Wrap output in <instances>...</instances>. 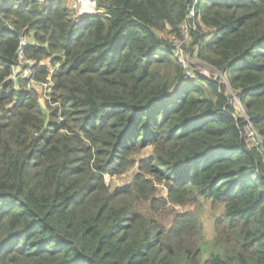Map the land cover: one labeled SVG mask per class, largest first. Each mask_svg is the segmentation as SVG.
I'll use <instances>...</instances> for the list:
<instances>
[{
    "label": "trees",
    "instance_id": "16d2710c",
    "mask_svg": "<svg viewBox=\"0 0 264 264\" xmlns=\"http://www.w3.org/2000/svg\"><path fill=\"white\" fill-rule=\"evenodd\" d=\"M185 26V52L232 93L185 78ZM27 36L35 81L59 65L47 109L10 79ZM0 264H264V0L0 6Z\"/></svg>",
    "mask_w": 264,
    "mask_h": 264
},
{
    "label": "built area",
    "instance_id": "2783aa9c",
    "mask_svg": "<svg viewBox=\"0 0 264 264\" xmlns=\"http://www.w3.org/2000/svg\"><path fill=\"white\" fill-rule=\"evenodd\" d=\"M12 0H0V6L7 4ZM40 4H44L51 0H34ZM67 7L70 11L75 13L77 16H82L86 14H95L98 11V1L99 0H66ZM188 19H196L197 22L200 20V15L196 12L195 8H190ZM184 39L177 40L172 38V42L175 46V54L180 63L185 67L186 79H193L194 72L191 70L193 66V60L198 61L196 58L188 55L184 47L188 45L189 42V33L188 28L184 27ZM32 37H23L20 40V47L18 50V65L13 67L12 75L10 77L11 81L17 86L19 79H24L28 81L27 90H37L41 94L40 103L45 106L48 102L51 101L50 94L53 90L54 82L53 75L59 70V65L53 64L51 60L44 62L45 68L48 71V76L44 82H37L34 80L33 68L35 63L32 60H29L25 57V50L30 45H37L35 42H32ZM199 62V61H198ZM43 95V97H42Z\"/></svg>",
    "mask_w": 264,
    "mask_h": 264
},
{
    "label": "rangeland",
    "instance_id": "374dc122",
    "mask_svg": "<svg viewBox=\"0 0 264 264\" xmlns=\"http://www.w3.org/2000/svg\"><path fill=\"white\" fill-rule=\"evenodd\" d=\"M191 70H193L196 74H199L203 78L213 79L215 81H218L220 84H224L225 88L227 89V93L228 94L232 93V90L228 86L227 77L220 74L217 71L213 72L203 62H201V61L198 62V61L193 60V66H191ZM42 97H43V95H42ZM233 104H234V108H235L237 116H239V117L244 116V109L242 107V104L238 101V99L235 98V95L233 98ZM42 107H43V109H47L46 105L45 106L42 105ZM246 130H247L246 133L249 134V136L254 135L252 133V127L250 125H249V127H247ZM150 155H152V150L147 149L146 151H144V154L140 158L149 157ZM136 171L137 170H133V171H131V172H129L123 176H119V177L111 178V177L107 176L105 178L106 183L109 184L112 189H114L116 187L124 186L126 184H129L132 181L133 176H134ZM177 209L179 210V212H185V211L187 212V211H194L195 210L194 207L177 208ZM201 213H202L201 218L203 221L205 236L208 240H212L215 236L214 219L218 215V213L216 211H214L212 206H210L209 204H206L203 206Z\"/></svg>",
    "mask_w": 264,
    "mask_h": 264
}]
</instances>
